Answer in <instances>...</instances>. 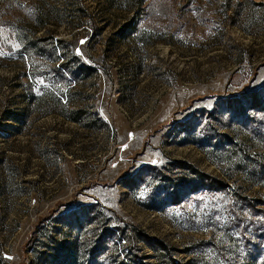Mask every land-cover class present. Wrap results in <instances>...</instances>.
Returning <instances> with one entry per match:
<instances>
[{"label": "rangeland", "instance_id": "374dc122", "mask_svg": "<svg viewBox=\"0 0 264 264\" xmlns=\"http://www.w3.org/2000/svg\"><path fill=\"white\" fill-rule=\"evenodd\" d=\"M259 3L0 0V264H264Z\"/></svg>", "mask_w": 264, "mask_h": 264}, {"label": "trees", "instance_id": "16d2710c", "mask_svg": "<svg viewBox=\"0 0 264 264\" xmlns=\"http://www.w3.org/2000/svg\"><path fill=\"white\" fill-rule=\"evenodd\" d=\"M132 2H133V7H134V9H135V12L137 13V11L136 10H138L139 8H141V7H143L144 6V4H145V2H146V0H132ZM257 6H260V7H264V4L263 3H259V4H257ZM131 25V21H129V22H127L126 23V26L125 27H128V26H130ZM135 27L137 26V22H136V24L134 25ZM133 32H134V30H133ZM126 32H123L121 35H123L124 36V34H125ZM39 40V39H38ZM40 41V40H39ZM37 43H39L38 41H37ZM38 46V45H37ZM36 45H34V46H31V47H37ZM41 47V46H40ZM39 46H38V48H40ZM54 53H55V56L56 57H58L57 56V50L55 49L54 50ZM74 67V68H73ZM70 69V70H69ZM69 69H67V70H63V71H60V73H59V75L60 76H62V77H68L69 79H71L72 77L73 78H75V79H78V76H81L83 73H84V69H86L85 71H90V68H88V66H83V68H80V69H77L76 70V66H72V67H70ZM72 69V70H71ZM87 74H89V72L87 73ZM88 114L89 115H91V113H89L88 112ZM93 119V121L95 122V123H98V121L95 119V118H92ZM124 234V232L122 231L121 232V234ZM122 234V235H123Z\"/></svg>", "mask_w": 264, "mask_h": 264}, {"label": "snow or ice", "instance_id": "6c2138e0", "mask_svg": "<svg viewBox=\"0 0 264 264\" xmlns=\"http://www.w3.org/2000/svg\"><path fill=\"white\" fill-rule=\"evenodd\" d=\"M81 43H83V41Z\"/></svg>", "mask_w": 264, "mask_h": 264}]
</instances>
